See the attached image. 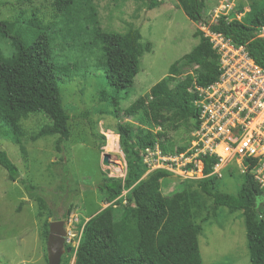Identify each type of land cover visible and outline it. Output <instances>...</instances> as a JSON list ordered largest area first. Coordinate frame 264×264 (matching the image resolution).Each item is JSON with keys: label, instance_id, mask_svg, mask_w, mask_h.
<instances>
[{"label": "trees", "instance_id": "16d2710c", "mask_svg": "<svg viewBox=\"0 0 264 264\" xmlns=\"http://www.w3.org/2000/svg\"><path fill=\"white\" fill-rule=\"evenodd\" d=\"M131 1L136 4V13L153 10L161 2ZM247 1L254 3L247 12H238L243 14L241 19H237V12H231L220 15L211 25L203 23L205 0H176V3L190 21L203 24L210 33L222 35L234 46L244 47L250 59L264 69V40L257 38L259 28L264 26V0ZM90 3V0H51L52 11L61 17L65 26L62 38L65 42H80L83 36L93 39V45L98 46L100 52L98 65L111 90L110 93L100 92V101L108 104L110 115L116 119L122 114L133 116L141 111L146 129L136 134L134 144L132 131L118 126L116 134L120 143L131 152L133 159L125 177L104 174L96 184L109 206L86 223L82 222L76 250L71 246L65 248L73 255L74 264H202L198 237L203 225L211 222L220 208L229 213H241L249 263L264 264V219L259 218L262 209L258 205L263 192L250 173L242 175L237 195L223 193L219 190L221 180L210 176L217 161L206 157L203 159L205 178L185 179L179 183L177 191L166 196L161 192L162 181L173 174L164 169L148 173L143 163L142 154L146 149L158 148L162 155L172 157L186 153L190 147V134L197 128L199 117V110L194 106L195 88L212 85L220 75L219 56L210 40L201 30H196V46L171 65L167 78L153 85L147 96L123 110L121 101L128 97L139 71L140 58L150 53L152 44H142L140 32L133 27L123 33L102 30ZM81 4L87 11L84 16L80 15ZM46 29L51 31L53 26ZM2 39L8 41L12 55L5 58L0 48V122L11 132L12 143L24 154L21 138L26 134L20 123L31 115H43L49 124L30 134L28 140L35 142L57 136L55 150L60 153L70 132L59 85H68L77 77L85 78L86 70L83 68L80 75L77 63L59 64L53 56L54 39L45 34L26 42L13 24L0 20V41ZM87 50L86 46L81 47L83 53ZM119 92H123L122 97ZM180 130L188 136L186 143L177 147L171 134ZM101 139L104 141V137ZM0 168L5 170L11 183L19 179L18 168L1 150ZM21 183L33 198L37 189L24 181ZM124 192L128 197L122 203L120 197ZM130 208L136 227L131 233H124L120 222ZM48 218L58 220L53 212ZM44 228L43 238L47 240L48 221ZM45 259L47 263V256ZM61 264H69V260L64 259Z\"/></svg>", "mask_w": 264, "mask_h": 264}, {"label": "rangeland", "instance_id": "374dc122", "mask_svg": "<svg viewBox=\"0 0 264 264\" xmlns=\"http://www.w3.org/2000/svg\"><path fill=\"white\" fill-rule=\"evenodd\" d=\"M90 2L102 30L123 33L133 27L140 32L142 44H152L150 53H144L140 58L139 71L128 97L121 101L123 110L137 99L147 96L153 85L167 78L171 65L196 46V30L204 34L207 31L203 24L190 21L178 8L176 0H161L157 8L139 13L135 12L136 4L131 0ZM205 2L203 23L208 25L216 22L222 14L247 12L254 3L247 0ZM224 4H228L229 8L221 10ZM79 10L81 16L87 13L84 4L79 6ZM242 17L240 13L237 14V19ZM0 20L13 24L14 30L26 42H31L38 34L53 38L55 60L59 64L77 63L79 74L84 69L87 73L85 78L77 77L68 85H59L62 105L69 116L70 132L69 140L62 144L60 153L55 150L57 136L35 142L28 140L30 134L49 124L43 115H31L20 123L26 134L21 138L24 154L12 143L11 132L0 122V150L6 153L20 174L19 179L11 183L5 170L0 168V264H46L44 223L52 221L48 218L50 212L57 217V221L66 222V230L73 228L79 232L83 221H88L108 207L96 184L104 174L125 177L133 159L131 152L121 145L117 128L128 127L132 131L131 141L136 144V134L146 126L141 111L133 116L122 114L118 119L110 115L111 108L100 101V92L110 93L111 90L98 65V46L93 45L90 36H83L80 42H65L62 38L65 26L61 17L52 11L51 0H0ZM49 26H53L51 31L46 29ZM83 46L88 49L84 53L81 51ZM0 48L5 58L11 57L12 50L6 39L0 41ZM122 93L119 92L121 97ZM109 134L117 136L112 149L108 148ZM187 136L181 130L171 134L177 147L186 143ZM104 155L109 156L108 167L102 165ZM116 167L120 169L119 174L113 172ZM182 167L180 163L175 165L172 177L162 181L163 195H172L185 178L198 179V176L183 175ZM220 174L219 190L237 195L242 182V174L237 166H228ZM23 181L37 189L33 198L24 189ZM127 197V192L122 193L120 201L125 203ZM120 225L124 233H131L135 229L132 208L127 210ZM198 246L202 264H250L244 220L239 212L229 213L224 208L218 209L211 222L203 225ZM64 259L74 264L69 250L64 253Z\"/></svg>", "mask_w": 264, "mask_h": 264}, {"label": "built area", "instance_id": "2783aa9c", "mask_svg": "<svg viewBox=\"0 0 264 264\" xmlns=\"http://www.w3.org/2000/svg\"><path fill=\"white\" fill-rule=\"evenodd\" d=\"M226 8L228 4L221 10ZM205 36L219 56L220 75L212 85L195 88L194 106L199 117L190 147L186 153L172 157L162 155L158 148L146 149L143 163L148 173L164 169L172 174L174 166L180 163L183 175L198 179L205 178L206 157L217 161L210 176L221 178V170L237 166L242 175L250 173L262 190L258 205L262 209L259 218L264 219V69L250 59L244 47L234 46L222 35L208 30ZM257 38L264 40V26L259 28ZM187 166L192 167L186 169ZM81 232L68 228L65 246L76 250Z\"/></svg>", "mask_w": 264, "mask_h": 264}, {"label": "water", "instance_id": "95a60500", "mask_svg": "<svg viewBox=\"0 0 264 264\" xmlns=\"http://www.w3.org/2000/svg\"><path fill=\"white\" fill-rule=\"evenodd\" d=\"M111 164L116 165L114 163ZM102 165L105 167L109 166L108 155L103 156ZM65 226H66V222L62 220L49 221V230H48L47 243H46L47 264H61V260L64 253L68 251L65 249V238H66Z\"/></svg>", "mask_w": 264, "mask_h": 264}, {"label": "bare ground", "instance_id": "6f19581e", "mask_svg": "<svg viewBox=\"0 0 264 264\" xmlns=\"http://www.w3.org/2000/svg\"><path fill=\"white\" fill-rule=\"evenodd\" d=\"M116 137L117 136H114L113 134H109L108 135V148L109 149H112L113 148V145L115 144V142H116ZM116 146V145H115ZM120 148V147H119ZM118 162V161H117ZM111 164V163H110ZM119 165V164H118ZM112 166V165H111ZM121 167V166H120ZM109 169V168H108ZM113 172L114 173H117V174H119L120 173V169L119 168H113ZM120 176V175H119Z\"/></svg>", "mask_w": 264, "mask_h": 264}, {"label": "crops", "instance_id": "0c3cea01", "mask_svg": "<svg viewBox=\"0 0 264 264\" xmlns=\"http://www.w3.org/2000/svg\"><path fill=\"white\" fill-rule=\"evenodd\" d=\"M241 14V13H240ZM241 15H243V14H241ZM47 264V263H46Z\"/></svg>", "mask_w": 264, "mask_h": 264}, {"label": "clouds", "instance_id": "9594fccd", "mask_svg": "<svg viewBox=\"0 0 264 264\" xmlns=\"http://www.w3.org/2000/svg\"><path fill=\"white\" fill-rule=\"evenodd\" d=\"M67 246H65V248H66Z\"/></svg>", "mask_w": 264, "mask_h": 264}]
</instances>
